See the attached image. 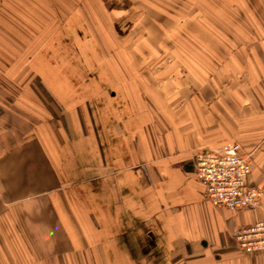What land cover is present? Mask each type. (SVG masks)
<instances>
[{
  "label": "crops",
  "instance_id": "crops-1",
  "mask_svg": "<svg viewBox=\"0 0 264 264\" xmlns=\"http://www.w3.org/2000/svg\"><path fill=\"white\" fill-rule=\"evenodd\" d=\"M213 1L203 35L133 19L151 46L122 52L129 66L100 63L84 83L35 70L43 89L13 100L0 87V264H264L234 235L264 197L231 210L194 169L237 142L264 185V0Z\"/></svg>",
  "mask_w": 264,
  "mask_h": 264
},
{
  "label": "rangeland",
  "instance_id": "rangeland-1",
  "mask_svg": "<svg viewBox=\"0 0 264 264\" xmlns=\"http://www.w3.org/2000/svg\"><path fill=\"white\" fill-rule=\"evenodd\" d=\"M200 4L203 0H0V87L13 100L23 98L24 86L42 90L36 73L55 66L67 70L71 83L86 82L87 71L100 63L129 66L125 50L141 52L151 46L140 47L133 19L144 13L150 19L162 17L167 25L162 31L171 37L203 35L208 31L205 21L219 18ZM214 26V32L229 39L227 31L233 29ZM127 41L131 44L126 46ZM243 149L251 159L252 151Z\"/></svg>",
  "mask_w": 264,
  "mask_h": 264
},
{
  "label": "built area",
  "instance_id": "built-area-1",
  "mask_svg": "<svg viewBox=\"0 0 264 264\" xmlns=\"http://www.w3.org/2000/svg\"><path fill=\"white\" fill-rule=\"evenodd\" d=\"M240 143H231L214 151H202L194 157L196 175L206 185V196L236 209H257L264 197L263 184H250L251 159ZM235 239L247 253H264V218L253 225L240 227Z\"/></svg>",
  "mask_w": 264,
  "mask_h": 264
}]
</instances>
